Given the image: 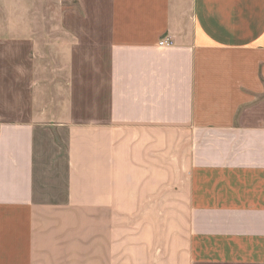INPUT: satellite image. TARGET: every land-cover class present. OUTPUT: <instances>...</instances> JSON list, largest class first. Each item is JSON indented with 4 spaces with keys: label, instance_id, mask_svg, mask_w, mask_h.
<instances>
[{
    "label": "crops",
    "instance_id": "1",
    "mask_svg": "<svg viewBox=\"0 0 264 264\" xmlns=\"http://www.w3.org/2000/svg\"><path fill=\"white\" fill-rule=\"evenodd\" d=\"M64 1L0 34V264H264V0Z\"/></svg>",
    "mask_w": 264,
    "mask_h": 264
},
{
    "label": "rangeland",
    "instance_id": "2",
    "mask_svg": "<svg viewBox=\"0 0 264 264\" xmlns=\"http://www.w3.org/2000/svg\"><path fill=\"white\" fill-rule=\"evenodd\" d=\"M62 0H0V34L32 31L40 47L49 31L55 32ZM68 4V1H64ZM47 42V39H46ZM48 44L46 43L45 46Z\"/></svg>",
    "mask_w": 264,
    "mask_h": 264
},
{
    "label": "built area",
    "instance_id": "3",
    "mask_svg": "<svg viewBox=\"0 0 264 264\" xmlns=\"http://www.w3.org/2000/svg\"><path fill=\"white\" fill-rule=\"evenodd\" d=\"M161 45H168L170 44V41L166 40V39H162L160 42H159Z\"/></svg>",
    "mask_w": 264,
    "mask_h": 264
}]
</instances>
